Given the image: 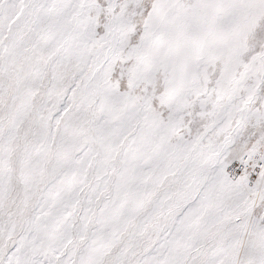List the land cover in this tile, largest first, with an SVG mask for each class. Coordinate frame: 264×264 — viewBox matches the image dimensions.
Masks as SVG:
<instances>
[{"label":"snow or ice","instance_id":"snow-or-ice-1","mask_svg":"<svg viewBox=\"0 0 264 264\" xmlns=\"http://www.w3.org/2000/svg\"><path fill=\"white\" fill-rule=\"evenodd\" d=\"M0 264H264V0H0Z\"/></svg>","mask_w":264,"mask_h":264}]
</instances>
